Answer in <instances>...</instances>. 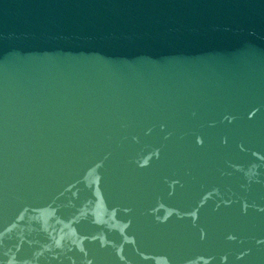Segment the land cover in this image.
I'll use <instances>...</instances> for the list:
<instances>
[{"label":"water","instance_id":"1","mask_svg":"<svg viewBox=\"0 0 264 264\" xmlns=\"http://www.w3.org/2000/svg\"><path fill=\"white\" fill-rule=\"evenodd\" d=\"M0 264H264V0H0Z\"/></svg>","mask_w":264,"mask_h":264}]
</instances>
